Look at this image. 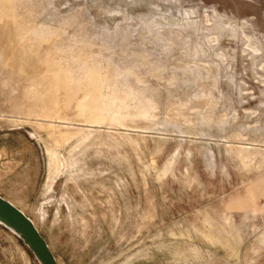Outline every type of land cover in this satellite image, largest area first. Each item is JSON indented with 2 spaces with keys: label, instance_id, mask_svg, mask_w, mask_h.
Listing matches in <instances>:
<instances>
[{
  "label": "rangeland",
  "instance_id": "rangeland-1",
  "mask_svg": "<svg viewBox=\"0 0 264 264\" xmlns=\"http://www.w3.org/2000/svg\"><path fill=\"white\" fill-rule=\"evenodd\" d=\"M0 196L58 264H264V0H0Z\"/></svg>",
  "mask_w": 264,
  "mask_h": 264
},
{
  "label": "water",
  "instance_id": "water-1",
  "mask_svg": "<svg viewBox=\"0 0 264 264\" xmlns=\"http://www.w3.org/2000/svg\"><path fill=\"white\" fill-rule=\"evenodd\" d=\"M0 225L15 234L33 254L38 264H58L35 223L18 207L0 196Z\"/></svg>",
  "mask_w": 264,
  "mask_h": 264
}]
</instances>
